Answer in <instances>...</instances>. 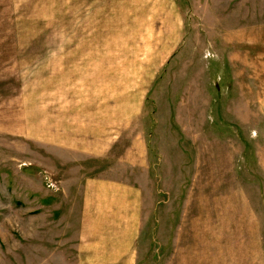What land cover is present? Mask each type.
I'll return each mask as SVG.
<instances>
[{
	"label": "rangeland",
	"instance_id": "1",
	"mask_svg": "<svg viewBox=\"0 0 264 264\" xmlns=\"http://www.w3.org/2000/svg\"><path fill=\"white\" fill-rule=\"evenodd\" d=\"M130 140L136 264H264V0H0V264H73L77 148Z\"/></svg>",
	"mask_w": 264,
	"mask_h": 264
},
{
	"label": "crops",
	"instance_id": "2",
	"mask_svg": "<svg viewBox=\"0 0 264 264\" xmlns=\"http://www.w3.org/2000/svg\"><path fill=\"white\" fill-rule=\"evenodd\" d=\"M81 147L78 152L89 160L80 177L74 247L66 259H72L73 264H136L143 258L139 244L153 217L143 176L137 172L139 165L145 166L148 148L131 140L119 146L92 141ZM136 153L140 156L133 157Z\"/></svg>",
	"mask_w": 264,
	"mask_h": 264
}]
</instances>
